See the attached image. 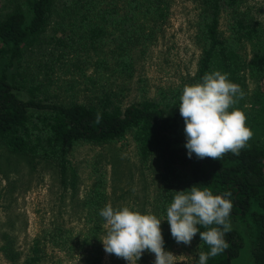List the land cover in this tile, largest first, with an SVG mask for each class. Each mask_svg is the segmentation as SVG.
Here are the masks:
<instances>
[{"label":"trees","instance_id":"obj_1","mask_svg":"<svg viewBox=\"0 0 264 264\" xmlns=\"http://www.w3.org/2000/svg\"><path fill=\"white\" fill-rule=\"evenodd\" d=\"M190 1L196 8L194 41L199 48L193 75L181 85L151 95L140 89L123 104V92L135 76L133 50L156 38L170 0H0V149L13 156V167L16 159L32 169L39 161L53 165L60 184L73 190L78 176L68 160L69 147L80 141L115 143L129 132L138 162L146 167L155 160V209L163 220L165 250L177 244L166 221V207L174 191L197 185L209 188L213 195L231 193L225 197L233 205L228 220L243 230L241 234L231 227L225 235L229 247L209 257L207 264H235L243 236L249 242L252 264H264V28L247 0ZM103 43L105 55L98 49ZM242 43L249 45L247 60ZM85 48L91 53L77 57ZM93 61L97 70L113 69L118 89L101 87L92 97L80 99L77 81L69 77L63 86L66 95L53 96L63 78L55 79L57 65L64 64L60 71L64 76L76 71L86 78L80 64ZM214 71L227 73L244 92L233 107L244 112L253 135L239 155L229 152L218 161L200 160L195 154L188 158L179 97L184 85L200 82L204 74ZM244 72L253 81L250 91ZM98 112L102 114L99 124L95 123ZM91 176L81 198V219L88 223L82 238L85 245L98 242L104 224L99 211L107 198L100 170L93 169ZM45 233L53 247L77 243L71 245L66 232L53 227L41 239H33L18 264L41 262ZM190 246L193 264L198 252L210 251L199 233ZM0 250L7 258L19 260L8 241Z\"/></svg>","mask_w":264,"mask_h":264},{"label":"rangeland","instance_id":"obj_2","mask_svg":"<svg viewBox=\"0 0 264 264\" xmlns=\"http://www.w3.org/2000/svg\"><path fill=\"white\" fill-rule=\"evenodd\" d=\"M169 3L161 31L156 34V38L142 48L133 50L135 76L129 81L127 92H123V104L132 101L140 89L151 95L158 89L166 90L181 85L185 78L193 75L199 55V48L194 41L196 8L190 0H170ZM247 4L264 28V0H247ZM99 45L103 46L97 47L99 53L105 55L106 43ZM240 49L245 59H249V45L242 43ZM85 53H91V49L85 48L83 53L76 56L82 58ZM95 61L80 64L86 78L76 74L74 70L75 73L69 71V76L66 73L64 76L60 73L64 70V64L61 62L57 65L55 79L57 75L63 78L58 79L61 87L58 88L59 92L52 91L53 96L66 95L63 86L65 80L70 78L77 81L74 86L80 99L92 97L101 87L107 90L109 88L112 92L118 89V79L113 69L97 70L92 65ZM65 63L69 64L68 61ZM66 68L71 70L70 65H66ZM248 75L244 72L246 89L250 91L253 81ZM250 99L248 96L245 101L249 102ZM256 102L255 100V105ZM12 157L4 149H0V246L8 241L13 252L19 255V260L7 258L0 250V264H18L33 239L37 236L41 239L42 234L53 227L65 231L71 245L75 241L77 243L74 247L66 245L59 248L60 244L53 247L45 233V255L39 264H128L122 258L105 253L100 242L106 232L105 221L96 244L85 245L82 239L88 223L81 219V198L91 182L93 169L98 168L104 178L107 197L105 205L110 203L113 207L130 206L142 214L150 212L160 219L155 209V160L153 165L148 164L146 167L138 162L129 132L115 143L91 144L80 141L69 147L68 160L78 176L73 190L60 184L53 165L39 161L32 169L22 160L16 159L17 165L13 167ZM230 223L231 227L243 234L241 227L234 222ZM190 245L176 244L166 251L176 256L175 264H193ZM154 259V254L145 251L137 264H153ZM235 264H252L249 242L244 236Z\"/></svg>","mask_w":264,"mask_h":264},{"label":"clouds","instance_id":"obj_3","mask_svg":"<svg viewBox=\"0 0 264 264\" xmlns=\"http://www.w3.org/2000/svg\"><path fill=\"white\" fill-rule=\"evenodd\" d=\"M244 92L231 82L227 73H206L200 82L183 86L179 97V114L184 122L187 156L197 159L220 160L225 154L239 155L247 146L253 133L246 126L243 111L233 107ZM102 121L96 114L95 123ZM171 203L166 207V221L171 237L177 244L190 245L199 233L200 240L210 251L198 252L196 264H207L209 257L224 252L229 244L226 233L231 231L228 217L232 202L223 196L213 195L207 188L197 185L188 190L174 191ZM105 221V235L100 242L107 254L122 258L128 264H137L147 251L154 254L153 264H175L176 256L166 251L161 231V219L156 215L142 214L130 206L113 207L106 204L100 211ZM205 230L201 231L200 227Z\"/></svg>","mask_w":264,"mask_h":264}]
</instances>
